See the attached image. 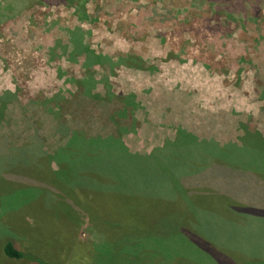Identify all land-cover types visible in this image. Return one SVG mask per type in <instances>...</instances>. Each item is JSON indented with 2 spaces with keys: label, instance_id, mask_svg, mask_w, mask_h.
Segmentation results:
<instances>
[{
  "label": "rangeland",
  "instance_id": "374dc122",
  "mask_svg": "<svg viewBox=\"0 0 264 264\" xmlns=\"http://www.w3.org/2000/svg\"><path fill=\"white\" fill-rule=\"evenodd\" d=\"M0 1V138L35 145V157L0 152V239L51 264H264V215L246 230L212 213L189 223L139 184L134 201L115 194L128 171L92 174L123 161L122 144L154 152L162 176L166 157L261 161L264 0Z\"/></svg>",
  "mask_w": 264,
  "mask_h": 264
},
{
  "label": "trees",
  "instance_id": "16d2710c",
  "mask_svg": "<svg viewBox=\"0 0 264 264\" xmlns=\"http://www.w3.org/2000/svg\"><path fill=\"white\" fill-rule=\"evenodd\" d=\"M28 1L43 4L49 0ZM51 1L54 4L62 3L71 7L76 4V1L78 2V0ZM5 7L8 10H13V4L10 2L7 3ZM78 11H80L82 15H79L77 13ZM75 14L79 19H85L87 17L85 6L83 4L79 5V8L77 6L75 8ZM1 145H3L4 148H2ZM8 145L9 144L4 137L0 138V152L5 154L4 157H35L33 153L34 144H23L14 147ZM41 152H39L41 156L49 157L43 149ZM262 152L264 156V150ZM153 155H155L154 152L150 156H140L136 154L135 156L133 155L134 157H119L123 161H118L117 159L116 167L108 168V166H106L105 168H108V170H105L104 167H102V169H100L101 173L95 172L92 174L103 176L104 173V175H107V178H110L108 173H113L111 178L119 179L123 175L122 172L128 171L130 173L129 178L122 176V181H119L117 184L118 188H116V190L114 189L115 194L127 196L134 201L138 199L139 196L136 197L134 190L131 189L133 184H139L143 187L142 190L145 192V194L142 195L143 199L145 198L146 200L149 198V201L151 202L153 201L150 200V197H153L155 200L158 199L159 201L167 199V206L170 207L171 212L179 213V209L185 211V222L192 223L198 220L200 215L202 217H204L205 214L211 216L212 213L222 219H231L237 228L246 230V223H249L247 220L252 222L255 218L260 219L263 217L264 157H259L261 160L260 162L244 160L240 166H235L230 163H219L218 161H215L214 158L211 159L208 157H206L207 159H204L203 157H200L199 159L191 157H178V159L176 156L166 157L165 169L168 174H166L167 176H162V173H153L146 164L147 157H152ZM45 161L46 160L44 159V162ZM52 164L53 160L50 158V160L47 161V171L51 170L50 168L52 167ZM97 164L103 165L100 161H98ZM90 169L92 170L91 167L88 168V170ZM19 179L20 176H17L16 180ZM214 180H216L220 189L223 191L220 192L219 195L214 192L217 196L208 197L207 191L204 188L203 190H197L202 184H204V186L211 185ZM11 184L14 185L15 182ZM207 187L212 191H215L211 186ZM231 187L234 188L233 192L226 193ZM108 191L107 187L106 192ZM160 193V198H157L156 195H159ZM191 195L195 201L194 203H192L193 200L190 199ZM109 200V202H112L111 204H113L115 198L110 197ZM124 203H114L116 208L118 206L119 218L121 216H126L127 218L131 217L130 221L132 224L133 222L141 224L142 221L139 215L134 211L135 206H133L132 203L128 205ZM114 212L115 211L112 209L106 210V217H113ZM94 213H99V209L97 208ZM62 214L64 215L65 213L62 212ZM66 216L70 219L68 215ZM103 219L105 220V218ZM0 258L9 260L27 259L37 264H51L42 260L37 255L17 249L13 241L5 238L0 239Z\"/></svg>",
  "mask_w": 264,
  "mask_h": 264
},
{
  "label": "crops",
  "instance_id": "0c3cea01",
  "mask_svg": "<svg viewBox=\"0 0 264 264\" xmlns=\"http://www.w3.org/2000/svg\"><path fill=\"white\" fill-rule=\"evenodd\" d=\"M121 154H125V157H132L133 155L135 156L136 154L140 155V153H136V152H131L130 150L127 149V147L122 144L121 146ZM131 155V156H130ZM151 154H148V155H140V156H150ZM133 156V157H134ZM32 262V261H31ZM33 263V262H32ZM31 263V264H32ZM37 264V263H35Z\"/></svg>",
  "mask_w": 264,
  "mask_h": 264
}]
</instances>
